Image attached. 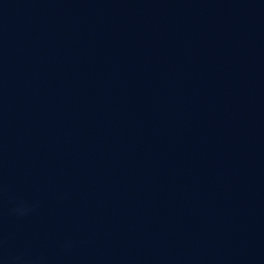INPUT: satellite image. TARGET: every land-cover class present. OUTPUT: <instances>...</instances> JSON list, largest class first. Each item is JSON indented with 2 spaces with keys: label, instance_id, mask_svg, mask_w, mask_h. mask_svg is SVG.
Here are the masks:
<instances>
[{
  "label": "water",
  "instance_id": "water-1",
  "mask_svg": "<svg viewBox=\"0 0 264 264\" xmlns=\"http://www.w3.org/2000/svg\"><path fill=\"white\" fill-rule=\"evenodd\" d=\"M0 264H264V0H0Z\"/></svg>",
  "mask_w": 264,
  "mask_h": 264
}]
</instances>
